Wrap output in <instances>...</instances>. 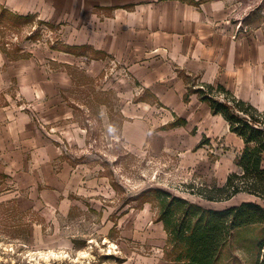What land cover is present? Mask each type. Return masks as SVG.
I'll list each match as a JSON object with an SVG mask.
<instances>
[{
    "label": "rangeland",
    "instance_id": "374dc122",
    "mask_svg": "<svg viewBox=\"0 0 264 264\" xmlns=\"http://www.w3.org/2000/svg\"><path fill=\"white\" fill-rule=\"evenodd\" d=\"M213 1L227 7L226 18L216 24L227 28L219 32L242 42L256 38V29L264 33V0ZM77 41L70 23L20 15L0 5V112L7 118L11 112L28 116L58 152L54 172L65 167L69 173L58 182L68 189L62 213L55 205L65 197L53 204L40 197L52 189L44 181L21 183L27 168L19 160L26 155L23 161L31 164L22 142H0V264H170L167 235L157 221L156 189L205 208L241 201L264 208L262 200L247 195L209 202L197 193L222 185L238 171L243 149L242 140L195 92L206 83L202 74L184 70L166 47L145 45L137 56L130 52L121 60ZM20 61L65 75L67 86L58 91L66 108L59 115L67 112V118H47L44 113L54 110L45 108L48 100L36 95V101L29 100L21 93L23 80L7 69ZM32 187L38 194L28 205ZM263 239V226L236 231L217 264H257L264 255Z\"/></svg>",
    "mask_w": 264,
    "mask_h": 264
},
{
    "label": "crops",
    "instance_id": "0c3cea01",
    "mask_svg": "<svg viewBox=\"0 0 264 264\" xmlns=\"http://www.w3.org/2000/svg\"><path fill=\"white\" fill-rule=\"evenodd\" d=\"M192 1L198 4L184 0H0V5L20 15L34 14L52 23H70L78 36L76 43L90 45L117 59L130 58V52L137 56V52L141 53L148 46L166 47L171 59L187 72L202 74V81L221 84L237 98L264 112V37H259L264 33L256 29L257 39L247 42L232 39L226 35L227 32H219L222 29L226 31V26H216L227 15V7L222 1ZM211 21H214V26ZM2 64L3 59L0 58V66ZM30 66L34 67L31 72L26 71L25 67ZM42 68L20 61L9 64L7 69L11 75L12 72L17 73L20 76L17 75L18 80H23L21 93L27 99L36 101V95L48 100L45 108L49 110L53 107L54 110L44 113L47 118L52 115L58 119L67 118V112L59 115L63 106L58 89L67 86L65 75L53 76ZM1 77L0 90L4 84ZM0 125L3 133L0 142H10L11 146L22 142L26 148L24 153L30 152V166L27 160L23 161L28 156L23 155V159L19 160V164L24 162L27 168L21 183L26 185L29 179H33L30 185L33 186L36 178L44 181L52 189L40 194L42 200L53 204L60 197H65L61 204L55 205L62 213L65 212L68 189L58 182L69 173L65 167L60 173L54 172L52 163L57 159L58 152L52 143L44 140L24 113L11 112L7 118L5 113L0 112ZM29 192L30 198L26 197L28 205L32 204L31 197L38 194L35 187Z\"/></svg>",
    "mask_w": 264,
    "mask_h": 264
},
{
    "label": "trees",
    "instance_id": "16d2710c",
    "mask_svg": "<svg viewBox=\"0 0 264 264\" xmlns=\"http://www.w3.org/2000/svg\"><path fill=\"white\" fill-rule=\"evenodd\" d=\"M76 48L84 47L67 50ZM195 92L243 142L236 162L238 171L229 173L222 185L201 189L198 195L209 202L229 201L238 195L264 202V112L237 98L221 84L201 83ZM154 199L158 203L157 221L167 235L170 264H217L222 248L236 231L255 225L264 227V208L255 201L212 209L160 189L154 191ZM259 248H264V239ZM257 264H264V255Z\"/></svg>",
    "mask_w": 264,
    "mask_h": 264
},
{
    "label": "bare ground",
    "instance_id": "6f19581e",
    "mask_svg": "<svg viewBox=\"0 0 264 264\" xmlns=\"http://www.w3.org/2000/svg\"><path fill=\"white\" fill-rule=\"evenodd\" d=\"M52 255H54V254H52Z\"/></svg>",
    "mask_w": 264,
    "mask_h": 264
}]
</instances>
